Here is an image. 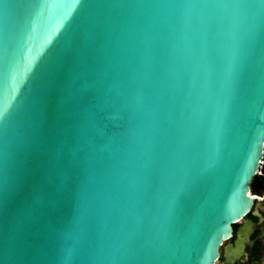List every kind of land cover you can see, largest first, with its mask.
Listing matches in <instances>:
<instances>
[{"label":"water","instance_id":"water-1","mask_svg":"<svg viewBox=\"0 0 264 264\" xmlns=\"http://www.w3.org/2000/svg\"><path fill=\"white\" fill-rule=\"evenodd\" d=\"M5 2L0 264H243L264 160V7Z\"/></svg>","mask_w":264,"mask_h":264},{"label":"flooded vegetation","instance_id":"flooded-vegetation-1","mask_svg":"<svg viewBox=\"0 0 264 264\" xmlns=\"http://www.w3.org/2000/svg\"><path fill=\"white\" fill-rule=\"evenodd\" d=\"M252 190H255L254 193L256 194L251 195L259 201L258 207L255 208L256 210L254 209V212L256 211L258 216L250 214L246 218L255 223L256 230L250 237L252 244L246 246L245 253L242 255V262L243 264H264V175L263 179L259 180L256 184H252ZM241 225L242 223L234 226V237L227 244H233L235 242L236 234ZM223 255L224 250L222 251V257ZM218 264H225L224 259H221Z\"/></svg>","mask_w":264,"mask_h":264},{"label":"snow or ice","instance_id":"snow-or-ice-1","mask_svg":"<svg viewBox=\"0 0 264 264\" xmlns=\"http://www.w3.org/2000/svg\"><path fill=\"white\" fill-rule=\"evenodd\" d=\"M241 4L243 6L251 5V6H262L264 7V0H240ZM0 4L3 5L2 9L7 10L9 7V4L5 2V0H0ZM239 6V5H238ZM47 88L46 85H41L40 89L37 93V104L38 106H42L44 104L45 98H46ZM7 211V201L3 197L2 194H0V221H3L6 216ZM0 249L3 250L5 254V259H7V250H8V237L7 232L5 231L2 238H0Z\"/></svg>","mask_w":264,"mask_h":264},{"label":"rangeland","instance_id":"rangeland-1","mask_svg":"<svg viewBox=\"0 0 264 264\" xmlns=\"http://www.w3.org/2000/svg\"><path fill=\"white\" fill-rule=\"evenodd\" d=\"M264 165L262 166V169H261V174L258 175V177L256 178V181L254 184H256L259 180L263 179V175H264ZM255 190H252V193L251 194H256L254 193Z\"/></svg>","mask_w":264,"mask_h":264},{"label":"built area","instance_id":"built-area-1","mask_svg":"<svg viewBox=\"0 0 264 264\" xmlns=\"http://www.w3.org/2000/svg\"><path fill=\"white\" fill-rule=\"evenodd\" d=\"M264 165V160L261 162V169H262V166ZM261 169L260 171L258 172V175L261 174Z\"/></svg>","mask_w":264,"mask_h":264},{"label":"bare ground","instance_id":"bare-ground-1","mask_svg":"<svg viewBox=\"0 0 264 264\" xmlns=\"http://www.w3.org/2000/svg\"><path fill=\"white\" fill-rule=\"evenodd\" d=\"M250 195H251V192H250ZM252 196V195H251ZM253 197V196H252Z\"/></svg>","mask_w":264,"mask_h":264},{"label":"trees","instance_id":"trees-1","mask_svg":"<svg viewBox=\"0 0 264 264\" xmlns=\"http://www.w3.org/2000/svg\"><path fill=\"white\" fill-rule=\"evenodd\" d=\"M264 168V167H263Z\"/></svg>","mask_w":264,"mask_h":264}]
</instances>
